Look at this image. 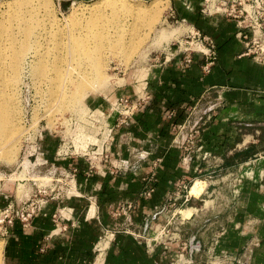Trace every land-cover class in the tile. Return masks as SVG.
I'll return each mask as SVG.
<instances>
[{
	"label": "crops",
	"instance_id": "0c3cea01",
	"mask_svg": "<svg viewBox=\"0 0 264 264\" xmlns=\"http://www.w3.org/2000/svg\"><path fill=\"white\" fill-rule=\"evenodd\" d=\"M177 1L190 29L215 40L216 64L206 72L199 53L185 67L183 54L163 55L142 80L125 84L124 95L146 99L94 168L85 155H59L48 139L40 142L50 165L78 167L76 186L45 203L31 226L17 220L1 237L4 264H264V63L243 55L231 18L203 13L204 0ZM117 93L95 106H109ZM194 129L199 138L187 160L181 137ZM120 158L132 167L115 169ZM196 178L205 183L199 195ZM192 179L186 207L170 218V195ZM205 194L210 208L200 205ZM163 227L172 236L155 241ZM191 236L192 259L183 249Z\"/></svg>",
	"mask_w": 264,
	"mask_h": 264
},
{
	"label": "rangeland",
	"instance_id": "374dc122",
	"mask_svg": "<svg viewBox=\"0 0 264 264\" xmlns=\"http://www.w3.org/2000/svg\"><path fill=\"white\" fill-rule=\"evenodd\" d=\"M100 1L101 0H51L55 8V13L63 22L67 21L66 19L73 8L78 9L76 13L77 16L83 17L80 21H76V23H72L71 25L65 22L66 28L64 30L66 33L76 26L80 27L86 19L96 20L100 14L102 15L103 21H101V24L99 22L96 26L94 25L95 33L99 36L103 33L109 34L114 40L117 38L121 39L117 47L107 45L101 52L97 53V57H100V60L105 62L103 71L107 74L106 76L113 78L114 81L107 84L103 89L95 88L88 90L89 92L80 105H71L69 108L63 105V102L60 101V93L54 90L57 89L56 83L59 81L56 79V70L48 71V75L51 76L46 78V80L34 79L33 81H28L27 85H22L19 104L21 106L20 116L23 118H20L21 128H19V131L14 132L12 136L13 139L16 140L14 153H12V146H8L10 143L0 141V178H4L0 179L1 264H4V243L1 237L7 236L11 228L10 226L7 228V235L4 236L3 232L6 223L1 222L4 217L2 209H4L6 204L10 201L17 203L26 200L30 196V182H33L31 178H33L34 172L31 167L28 168V161L24 164L25 168L21 171V167L19 166L23 162L24 157H29L30 155V159L34 160L36 153L39 152V149H37L38 143L44 142V140L47 139L52 145L57 146L56 151L59 149L58 147L61 145L63 139L74 144L75 147H78V150L81 149L80 143L86 144L89 142V138L94 136L90 133L91 127L88 125L99 124L95 120H102L103 116L111 110L110 108L114 103V98L122 96L129 97L128 95H124L123 91H120L123 87H127L125 84L133 81L136 82L140 79L142 80L148 68L152 67L156 62L161 61L163 55L165 56L164 58H166L167 55L171 56V54H174L175 50H177L180 42H192L193 40V33L190 31L193 29H190V26L193 24L187 11L179 5V1L177 0H126L130 2L132 8H135V10H132L130 13L124 9L114 11V13L109 9H104L99 12L95 11L101 10V5H98ZM204 6L205 0L202 4V9ZM136 7L143 8V11L137 13ZM133 11L138 15L133 13ZM115 28L118 30H115ZM109 30L110 33L108 32ZM115 31H117V33H115ZM101 32L103 33L101 34ZM114 33L117 34V36L119 34V37H115L116 35ZM66 35L64 36L67 38ZM66 38L65 40H67ZM50 46L51 49L54 48V44ZM186 46L191 48L189 49L190 52L198 53V45L196 42L191 45L187 44ZM52 52L54 54L56 51L52 50ZM59 53L60 52H58V54ZM69 54L70 53L66 50L62 52V56H64L63 64L66 63L65 67L67 65L68 69L69 65H71L70 63L75 62ZM139 90L142 91L143 88L141 87ZM140 91L139 93H141ZM109 92H118L117 94L121 95L116 94L114 97L108 99L107 102L109 106L107 107L95 106L97 99L103 95H109ZM93 113H95V116ZM113 119L114 118H112L111 121H113ZM107 130L108 129H106V134L102 136V134L98 135L95 129V138L90 141H95L101 146L107 135ZM191 133L192 132L184 134L181 137L182 142H185V145L192 149L190 151L186 150L187 156L189 157L195 154L194 146L199 138L198 130L194 132L192 137ZM6 135L7 134H4V136ZM73 149L74 147L71 148L70 152H75ZM47 159L49 158L47 157ZM46 170L47 169H44L42 172L46 173ZM199 178L204 179V176H200ZM194 181L193 179L187 180L190 188ZM225 181L226 179L224 182ZM5 182H7L6 185H4ZM5 194L8 195L9 199L6 200L4 197ZM208 194L202 196L200 205L203 206L204 201H206L207 207L210 208V200L212 198ZM184 207H186L185 203L181 205L179 210ZM169 209L171 210L169 212L171 216L169 217H174V209L171 207H169ZM179 214L180 213H178V215ZM166 231H164V238H162L164 240L165 237L172 236L169 228L166 227ZM159 233L160 229L154 235L155 239Z\"/></svg>",
	"mask_w": 264,
	"mask_h": 264
},
{
	"label": "bare ground",
	"instance_id": "6f19581e",
	"mask_svg": "<svg viewBox=\"0 0 264 264\" xmlns=\"http://www.w3.org/2000/svg\"><path fill=\"white\" fill-rule=\"evenodd\" d=\"M98 5H101V10H95L98 12L109 9L114 13L124 9L130 13L135 10L126 0H101ZM0 6V141L10 143L8 146H12L14 153L16 140L12 136L21 128L20 118H23L19 104L22 87L34 79L46 80L51 76L48 71L56 70L59 81L54 90L60 93V101L66 108L80 105L88 90L103 89L114 81L106 76L105 62L97 57V53L107 45L117 47L121 39L114 40L103 32L101 36L95 33L94 25L103 21L100 14L96 20L86 19L80 27L66 30V33L65 22L71 25L83 17L77 16L78 9L73 8L67 21L63 22L55 13L51 0H0ZM136 8L137 13L143 11V8ZM115 35L119 37V34ZM51 44L55 49H51ZM52 50L56 52L53 54ZM65 50L76 62H71L69 69L67 65L65 67L66 63L63 64L62 52ZM33 175V178L38 177ZM204 184L197 179L192 191L198 194Z\"/></svg>",
	"mask_w": 264,
	"mask_h": 264
},
{
	"label": "built area",
	"instance_id": "2783aa9c",
	"mask_svg": "<svg viewBox=\"0 0 264 264\" xmlns=\"http://www.w3.org/2000/svg\"><path fill=\"white\" fill-rule=\"evenodd\" d=\"M202 11L203 13L221 14L231 18L237 26L236 36L244 43L245 46L243 55L250 56L257 62L264 63V0H205V6ZM192 38V42H180L177 50H175V53L171 54V56L180 53L183 54L182 65L184 67L189 66L194 60L195 53L190 52L189 49L191 48L186 45H191L196 42L198 45V53H200L205 60L203 69L204 71L209 72L218 60L217 44L213 37L196 28L195 32H193ZM145 99L146 97L141 95H138L136 100L125 96L114 98V103L110 108L111 110L103 116L102 120H95L99 124L88 125L91 127L90 133L94 136L89 138V142L87 144L80 143L81 149L78 150V147H75L74 144H71L63 139L59 149L57 150V154L68 155L70 153H74L73 155H85L91 159L90 167L94 168L95 158H99L101 156L105 158L109 157L111 142L114 140L116 130L124 125H129L132 122L136 112L139 110ZM93 114L95 116V113ZM112 118H114L113 121H111ZM183 127L184 126H182V128ZM95 129L97 134H102V136L106 134V129H108L107 135L105 136L104 142L101 146L95 141H90L95 138ZM194 132H197V130L194 129L192 131L191 137ZM72 147H74L73 150L75 152H70ZM37 149H39V152L36 153L34 160L30 159L29 155V157H24L23 162L19 166L22 171L25 168L24 164L27 159L30 163L28 164V168L31 167L34 174L38 175L36 178H31L34 183V188L30 193V196L21 202L14 203V201H10L6 204L4 209H2L4 217L1 222L6 223V227L3 232L4 236L7 235V228L9 226L12 227L17 220H19L25 227L31 226L36 217L44 214L43 206L45 203L53 199L58 200L68 196V194L74 190V187L76 186L78 167L67 169L60 168L58 166L55 167L54 164L50 165L49 159H47L44 154L40 143H38ZM187 150L190 151L192 149L187 147ZM138 155L140 158H146V154L144 153H139ZM189 158V156L186 157L187 160ZM48 165L52 168L47 170L46 173H43L41 168ZM114 167L120 171L129 169L132 166L128 159L120 158L117 165ZM36 169L40 172L35 173ZM44 178H46V180ZM6 184L7 182L4 183V185ZM150 191H152V189L147 191V194H149ZM189 191L190 185L187 181H184L181 183L179 190L170 195L169 207L174 209L173 215H176L181 205L188 201ZM4 197L6 200L9 199L6 194ZM130 206L131 205H128V207ZM124 210H126V208H124ZM165 210L166 206H163V208L159 210V214H162ZM147 226L148 223L146 224V227ZM164 231H166V227H163L160 230V233L156 237L155 241H160L164 238ZM195 239V236H191L189 242L183 243V249L188 251L190 259L193 258L196 248L194 246H190L189 243H194Z\"/></svg>",
	"mask_w": 264,
	"mask_h": 264
}]
</instances>
